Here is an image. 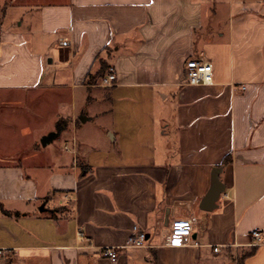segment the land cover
Masks as SVG:
<instances>
[{"label":"crops","instance_id":"1","mask_svg":"<svg viewBox=\"0 0 264 264\" xmlns=\"http://www.w3.org/2000/svg\"><path fill=\"white\" fill-rule=\"evenodd\" d=\"M192 60L211 84H186ZM7 92L46 93L44 136L72 149L0 152V264H240L253 247L242 264H264V0H0V122ZM178 219L197 245L167 244ZM134 227L146 247H125Z\"/></svg>","mask_w":264,"mask_h":264},{"label":"rangeland","instance_id":"2","mask_svg":"<svg viewBox=\"0 0 264 264\" xmlns=\"http://www.w3.org/2000/svg\"><path fill=\"white\" fill-rule=\"evenodd\" d=\"M15 64V63H14ZM28 96V95H27ZM25 96L17 92H7L5 97H8L7 101H10V105L15 107L16 114L11 115L8 121L0 122V152L10 153L23 152L24 154L34 151L36 148L26 147V143L33 141L40 148H44L41 145V140L44 134L48 132V127H52L53 114L51 107L41 108L40 102L46 93L36 94L35 96ZM19 97V98H18ZM21 97H23L21 99ZM18 98V99H17ZM49 105V104H48ZM46 108V109H45ZM157 117H162V107L160 101L157 102ZM97 133L94 125H89L85 131L87 138L93 139ZM72 149V143L65 142L61 139H56L54 143L49 145V150L57 149L65 153V144ZM15 149V151H14Z\"/></svg>","mask_w":264,"mask_h":264},{"label":"built area","instance_id":"3","mask_svg":"<svg viewBox=\"0 0 264 264\" xmlns=\"http://www.w3.org/2000/svg\"><path fill=\"white\" fill-rule=\"evenodd\" d=\"M186 84L190 86H206L213 82V67L205 61L192 60L186 64ZM116 82V74L113 69H110L107 75L102 80V85L112 87ZM66 149H68L66 147ZM194 220L178 219L172 222L170 226L169 238L167 244L173 247H187L197 245L192 241L194 232ZM262 230L252 232V237L259 242L262 239ZM83 238V234L80 233ZM147 246L146 233L134 227L131 236L129 237L126 246L128 248H144ZM220 248H215L214 252L218 253ZM102 255L110 259L112 262L118 260L117 247H105L102 250Z\"/></svg>","mask_w":264,"mask_h":264},{"label":"water","instance_id":"4","mask_svg":"<svg viewBox=\"0 0 264 264\" xmlns=\"http://www.w3.org/2000/svg\"><path fill=\"white\" fill-rule=\"evenodd\" d=\"M81 120L83 119L81 118ZM59 134L60 132L56 131L44 136L41 140V145L43 147H46L47 145L52 143L59 136ZM221 173L222 168H215L213 170L211 188L205 198L202 200L200 206L204 211L211 212L218 208L217 202L225 191V185L220 180ZM41 210L43 211V209Z\"/></svg>","mask_w":264,"mask_h":264},{"label":"trees","instance_id":"5","mask_svg":"<svg viewBox=\"0 0 264 264\" xmlns=\"http://www.w3.org/2000/svg\"><path fill=\"white\" fill-rule=\"evenodd\" d=\"M106 67H105V65H104V68H102V70L100 71V75L102 74V76L105 74V72H106ZM231 162V156L229 155V156H226L225 158H224V160H223V165H226V164H228V163H230ZM16 215H18V213L16 214ZM255 250H256V247H253V248H250L249 250H246L243 254H241V258H240V264H242L243 263V260L245 259V258H247V257H249V256H251V255H253L254 254V252H255Z\"/></svg>","mask_w":264,"mask_h":264}]
</instances>
